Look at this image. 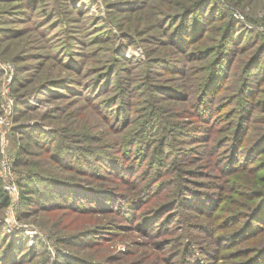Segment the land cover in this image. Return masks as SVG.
<instances>
[{
  "label": "trees",
  "instance_id": "16d2710c",
  "mask_svg": "<svg viewBox=\"0 0 264 264\" xmlns=\"http://www.w3.org/2000/svg\"><path fill=\"white\" fill-rule=\"evenodd\" d=\"M13 1L22 4V11L1 12L6 14L3 19L15 16L13 22L17 24L27 18V22H33L34 30H41V35H48V27L44 29V26L49 24L67 27L66 18H63L67 9H63L61 0H54L55 6L49 10L41 5L45 2L50 4V0ZM234 1L236 4L243 2ZM108 9L120 33H115L106 24L98 25L99 20L87 25L90 32L84 34L89 39L81 40V37L71 34L74 27L70 23L68 28L57 31L59 35L56 38L59 39L56 41L64 42L53 57L70 72L76 71L78 77L69 73L67 76L45 78L37 83L36 92L49 97L59 92L69 95L75 91L87 99L97 96V102L109 110V119L113 118L120 131H125L122 143L117 146L123 151L117 155L110 150L104 153L88 151L86 154L91 156L84 159V150L79 147V142L74 143L70 136L66 137L59 129L45 131L44 137L41 126L36 127L33 133L28 131L34 149L29 151L26 147L19 156L22 160L20 163L28 165L21 169L23 176L20 175L18 179L23 192L19 206L20 219L32 223L31 218L55 208L80 213L110 210L109 213L115 212L117 217L130 220L134 215L139 218V214L145 213L142 215L143 223L156 213H164L157 208H148L139 213L137 210L148 205L153 194L157 196L168 187L164 186V182L168 180L173 165L167 163L165 156L173 153L177 146L173 142L178 138L180 140V137L168 139L162 132L169 130L174 121L173 117L163 118L160 114L164 108L162 101L165 98L188 99L192 101L189 109L180 107L176 113L192 110L191 115L202 121L205 134L210 128L214 131L215 125L220 122L218 133L221 137L216 134V142L201 154L221 152L223 159L218 169L222 173L220 181L213 183L197 181L189 173L191 177H184L186 183L172 189L170 198L175 201L169 207L174 208V204L186 198L184 194L195 197L192 202L196 203L197 195L191 189L197 185L217 188L197 197L199 202L207 199V205L211 202L215 206L228 204L221 208L227 215L223 216L225 226L207 223L202 227L207 239L215 238L216 247L196 245L192 236L186 237L184 247L180 249L182 260L186 264H210L203 258L204 254L217 255L224 244L246 242L239 250L242 262L234 264H264V36L236 20L230 14L229 7H224L219 0H116L108 4ZM88 10L85 6L79 8L78 12L86 14ZM13 12L19 13L14 15ZM118 13L124 17H118ZM93 18L88 16V19ZM74 22H79V19ZM3 28H0V32ZM8 28L12 35L23 36L27 33L24 27L15 30H11L14 27ZM66 36L70 40L67 38L65 41ZM137 40L151 46L147 49L150 54L148 63H138L134 58L127 60L120 49L114 47L116 41L123 47ZM96 43L100 44L98 61L106 63L90 76L86 75L90 66L89 69L80 70L82 61L76 59V46ZM161 47L166 49L161 50ZM25 48L22 47L20 51ZM88 56H94L92 49ZM104 93L106 95L102 97ZM23 97L21 95L19 99ZM144 106L147 107L146 113L138 116L141 110L144 111ZM198 141L207 143L206 138L195 142ZM37 149L42 151L38 159L24 157L23 152H28V156L38 154ZM201 154L192 152L191 157L182 164L196 162L198 157L203 158ZM52 165H57L59 169H71L72 173L56 172L54 167H50ZM177 168L183 172L182 168ZM127 174H131V177H125ZM76 175L88 183L76 179ZM134 175L137 180L140 179V183ZM110 178L119 183L128 180L137 182L129 185L130 192L122 193L106 183ZM114 200L119 202L112 204ZM8 204L9 196L0 177V208ZM188 206L205 216H211L213 212L211 206ZM169 210L167 208L165 211ZM219 214L221 212L217 211L216 215ZM4 221H0V264H28L29 258L36 257L43 247L44 239L36 236V242L31 246L29 236L24 231L17 230L10 234ZM40 225L46 228L43 222ZM226 227L225 234L218 233V229ZM44 247L46 250V243ZM75 260L92 263L76 254L62 257L61 261L63 264H77Z\"/></svg>",
  "mask_w": 264,
  "mask_h": 264
},
{
  "label": "rangeland",
  "instance_id": "374dc122",
  "mask_svg": "<svg viewBox=\"0 0 264 264\" xmlns=\"http://www.w3.org/2000/svg\"><path fill=\"white\" fill-rule=\"evenodd\" d=\"M50 1V4L45 2L41 7H45L46 10L53 8L55 2L54 0ZM61 1L62 4L64 3L63 9H67L66 14L63 16V18H66L65 25L67 27L63 25L57 27L54 26L55 24L44 26V29L48 27L46 31L48 35H41V30H34L32 28L33 22H27V18L24 19L25 17L21 18L24 19L22 20L24 22L16 24L13 22L15 16H11V18L5 20L3 16L6 14H0V28L4 27V30L0 32V177L3 187L9 196V204L6 207L0 208V221L5 220L4 222L7 223V230L10 234L17 232V230L24 231L29 236V245L31 246L35 244L36 236L39 235L44 239V243H42L43 247L36 257L31 256L29 258L28 264H63L61 261L62 257L73 256L75 254L87 261H92L89 264H183L180 249L184 247V238L192 236V240L196 245H205L206 248L208 246L216 247L215 238L213 237L211 240L207 239L206 234L202 231V227L203 224L207 223L217 225L218 227L225 226L226 219L223 216L227 215L221 208L222 205H226L228 202L218 204L217 206L211 202L208 206L206 203L207 199L199 202V198L197 197L203 195L205 191L212 192L217 188L194 186L195 189H191V191L197 195L196 199L198 200L196 203L192 202L195 197L184 194L186 198L183 197L182 201L180 200L174 204L172 206L174 208L169 207L170 203L175 201L170 198L172 189L179 184L186 183L184 177H191L189 173L197 181H204L206 183L219 182V176L222 173L218 169L223 159L221 152H212L211 155L201 154V151L208 150V146H212L213 142H216V134L218 135L217 137L220 136L218 133L220 131L218 129L220 122L215 125L214 131L210 128L205 134L202 121L194 114L191 115L193 113L191 112L192 110H188L192 104V101L188 99L184 101L178 98H165L162 101L164 108L163 111H160V114L163 118L173 117L172 119H174L170 125V129H164L162 132H164L165 137L168 139L175 140L174 137H180V140L178 138L176 142H173L174 146L177 145L173 153L170 152L165 156L167 163L173 165V168L169 172L168 180L164 182V186L168 187L163 189L157 196L153 194L148 205H143V208L137 210V213H139L147 211L148 208H157L159 209L158 211L163 210L164 213H156L155 216L143 223L141 222L144 218L142 215L145 213L139 214V218H135L134 215L130 220L129 218H119L114 215L116 214L115 212L111 211L112 213H109L110 210L100 213L94 211L80 213L55 208L52 211L43 212L42 215L31 218L32 223H27L20 219L19 206L23 192L18 179L20 175L23 176L21 169L28 167V165L25 166L20 163L22 160L19 156L20 152L26 147L29 151L34 149L32 139L27 134L28 131H32L33 133L36 127L41 126L44 129L41 135L44 137L45 131H52L54 128L59 129L66 137L70 136V140L74 141V143L79 142V147L81 146L85 152H83L85 155L84 159L87 156H91L86 154L88 151L104 153L110 150L114 155L120 154L123 151L120 149L121 147L118 148L117 146L119 143H122L121 139L125 131H120L119 125L117 126V122L113 118L109 119V110H105L103 105L101 106L97 102V96L87 99L85 95H80L75 91L69 93V95L59 92L55 96L49 97L46 94L36 92L37 83L44 81L45 78L67 76L69 73L73 77H78L76 71L70 72L57 58L53 57L54 53L60 49V45L64 42L56 41L59 39L56 38V35H59L57 31L68 28L70 23L74 27L71 34L81 37V40L84 38L89 39L84 34L85 32H90L87 25L93 20H99L98 25L106 24L115 33H120L117 22L108 11V4L116 0ZM219 2L224 7H229L230 14L236 20L244 23L249 29H255V31L260 32L264 36V0H243V2L237 4L234 0H219ZM21 5L19 2L13 0H0V13L9 10L22 11L23 7ZM85 6L89 9L88 12L86 14L79 13L78 9ZM17 13L19 12L14 13V15ZM116 15L124 17L122 13ZM88 16H93L94 18L91 20L88 19ZM126 17H129V15ZM77 19H79V22H74ZM8 27H14L11 30L24 27L27 33L23 36L12 35ZM127 28L125 27V29ZM60 36L64 37L61 34ZM67 38L70 40L69 36H66L65 41H67ZM118 40L120 41V39ZM119 41L115 42L114 47L116 46L120 49L124 58L127 60L134 58L138 63H148L150 54L147 49L151 48L150 44H148L149 46H145L142 41L137 40L122 47ZM99 45L96 43L94 45L84 44L81 46L77 44L76 46V51H78L76 59L82 61L80 70L83 68L86 70L87 68L89 69V66L91 67L87 71L88 73L86 72V75H95L96 71L106 63L103 60L101 62L98 61V57H100V54H97L100 48ZM105 45L107 44L105 43ZM24 46H26L23 50L24 52L20 51ZM91 49L94 56L89 57ZM163 49L166 48L161 47V50ZM18 55L22 56L19 57ZM141 70L143 72V68ZM155 78L157 77L155 76ZM21 95H24V97L19 99ZM105 95L104 93L102 97H105ZM180 107H188V109L186 108V111L181 112V110L180 113H176V110L180 109ZM145 109L147 107L144 106V111L141 110L139 114L135 113V115L138 114L139 116L141 113L142 116L146 113ZM58 110L60 112H57ZM257 126L260 127L259 124ZM3 133H5L4 140H2ZM204 138H206L207 143L202 141L195 142ZM209 139L210 141H208ZM36 151L38 154L28 156V152H25V154L23 152V155L27 159H38L42 151L41 149H37ZM192 152L197 153V155L200 153L203 158L193 156L198 159L196 162L182 164L186 159L191 157ZM7 158L8 161H11L15 173V184L19 190V196L15 200L16 204H14L15 201H13L14 199L11 197L10 192L5 188L6 184L2 176V170L4 169V164L7 163ZM177 158L179 161H176ZM78 163L81 164L79 161ZM50 167H54V171L56 172L72 173V170L68 168L59 169L57 165ZM177 167L182 168L183 172H179ZM76 177H78L76 179H80L82 182H87L86 180L83 181L84 178L80 176L76 175ZM125 177H131V174H127ZM134 177L137 180L135 175ZM115 178H117L116 175ZM136 180L119 183L117 180L115 181V179L110 178L106 183L117 191L124 193L125 191H131L130 184L132 185L137 181L140 183V179ZM139 187H141L140 184ZM115 201L119 202V200H114L112 204ZM190 204L198 205V207L203 206L204 208L211 206L210 210L213 212L211 216H205L204 213L198 210L188 208ZM166 207L170 210L165 211ZM215 211L221 212L219 214L221 217L218 215L219 219ZM41 222L45 225V229L40 225ZM14 223L21 226V228L13 231L12 228L15 227ZM227 228L218 229V233L225 234ZM34 230L38 234H34L33 232L30 235L29 231ZM72 235L78 236L73 238L71 237ZM217 236L216 234L215 237ZM60 237H62L61 240ZM45 243L46 250L44 247ZM244 243L246 242H241L240 244L239 242L235 244L231 243L228 246L224 244L220 251L217 252V255L204 254L203 258L206 259V262L209 261L210 264H234L237 261L242 262L241 255H239L241 251L239 250L243 247ZM75 263L86 264L78 262V260Z\"/></svg>",
  "mask_w": 264,
  "mask_h": 264
},
{
  "label": "built area",
  "instance_id": "2783aa9c",
  "mask_svg": "<svg viewBox=\"0 0 264 264\" xmlns=\"http://www.w3.org/2000/svg\"><path fill=\"white\" fill-rule=\"evenodd\" d=\"M4 139H5V133H3V135H2V140H4ZM7 163L4 164V169L2 170V176H3V180L5 181V184H6L5 188L10 192L11 197L14 199L13 201H15L18 198L17 196H19V190L17 189V186L15 184V173H14L13 167L11 165V161H8V158H7ZM16 203L17 202L15 201L14 204H16ZM8 224L10 225V223H8ZM14 226L15 227L12 228L13 231L18 229V228H21V226L15 225V223H14ZM33 232H34V234H38L37 231L34 230V231H29L30 235L33 234ZM32 236H34V235H32Z\"/></svg>",
  "mask_w": 264,
  "mask_h": 264
}]
</instances>
